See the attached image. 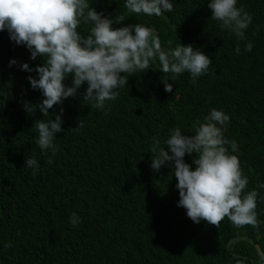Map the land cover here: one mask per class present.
Segmentation results:
<instances>
[{"label":"trees","instance_id":"1","mask_svg":"<svg viewBox=\"0 0 264 264\" xmlns=\"http://www.w3.org/2000/svg\"><path fill=\"white\" fill-rule=\"evenodd\" d=\"M207 3L176 0L171 13L146 16L129 12L124 0H89L96 11L111 14L117 27H152L163 49L191 44L212 61L206 76L177 75L172 92L164 91L161 80L170 74L160 72L156 61L143 74L130 75L103 109L83 104L78 94L43 116L35 109L41 93L31 89L29 75L19 68L25 52L1 38L8 34L0 31V264L236 262L211 253L221 243L222 220L217 226L193 223L177 207V181L169 167H163V177L144 181V141L164 140L173 127L193 135L194 125L204 122L210 109L222 110L229 115L224 137L236 142L233 154L248 177L244 191L257 190L256 219L264 218V200L259 199L264 189L258 187L264 183V0H237V7L245 5L252 16L242 40L212 20ZM248 41L251 51L244 49ZM12 58L17 64L9 67ZM27 100L30 111L24 109ZM61 107L57 151L41 155L34 121L55 119ZM78 123L82 126L76 128ZM27 156L37 159L35 174L24 168ZM184 159L191 164L187 154ZM73 212L80 218L75 226L69 222ZM236 232L250 249V261H262L264 241L260 249L253 248L260 240L259 226L244 224Z\"/></svg>","mask_w":264,"mask_h":264},{"label":"clouds","instance_id":"2","mask_svg":"<svg viewBox=\"0 0 264 264\" xmlns=\"http://www.w3.org/2000/svg\"><path fill=\"white\" fill-rule=\"evenodd\" d=\"M175 2L124 0V7L131 13L161 16L171 13ZM207 7L221 29L244 39L245 30L252 22L245 5L237 7V0H208ZM119 19L125 20L123 15ZM0 31L8 34L1 38L14 42L25 52L19 68L29 75L26 79L31 89L40 91L42 99L35 109L43 116L54 105H62L67 98L78 94L83 104L91 102L96 109H103L106 102L117 98L118 90L127 85L130 75L143 74L156 61L160 72L170 74L161 80L165 92H172L177 75L187 72L195 80L206 76L212 64L201 49H194L191 44L179 42L174 48L163 49L152 27L138 23L115 26L112 15L96 11L89 6V0H0ZM244 49L251 51L252 43L246 42ZM234 51L239 54L240 48ZM16 64V59H9V67ZM33 73L35 77L30 75ZM69 78L70 84L66 83ZM84 84L87 86L80 93ZM31 106L27 100L25 111L32 110ZM63 111L61 107L55 119L34 121L36 151L41 155L57 151L54 140L63 131ZM203 121L194 125L193 135L173 127L164 140L144 141L148 156L144 181L163 177V167H169L177 181V207H183L193 223L203 220L217 226L222 220V238L217 237L221 243L211 253L220 258L232 256L236 259L234 264H264V257L259 262L250 261V249L242 244L236 232L244 224L259 226L260 240L253 248L260 249V241H264V218L256 219L258 192L244 191L248 177L242 175L238 157L233 154L238 150L237 144L223 134L229 115L213 108ZM81 126L78 123L76 128ZM186 154L192 158L191 164L185 162ZM23 163L24 168L32 169L35 174L34 156L24 157ZM258 187L264 189V183ZM259 199L264 200V196ZM79 219L73 212L69 222L75 226Z\"/></svg>","mask_w":264,"mask_h":264},{"label":"bare ground","instance_id":"3","mask_svg":"<svg viewBox=\"0 0 264 264\" xmlns=\"http://www.w3.org/2000/svg\"><path fill=\"white\" fill-rule=\"evenodd\" d=\"M254 153V152H253ZM256 169V168H255Z\"/></svg>","mask_w":264,"mask_h":264}]
</instances>
